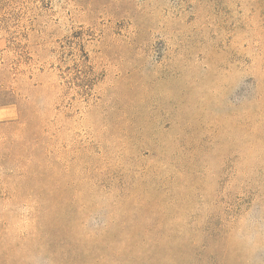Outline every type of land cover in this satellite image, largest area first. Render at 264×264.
<instances>
[{"label":"rangeland","instance_id":"374dc122","mask_svg":"<svg viewBox=\"0 0 264 264\" xmlns=\"http://www.w3.org/2000/svg\"><path fill=\"white\" fill-rule=\"evenodd\" d=\"M0 264H264V0H0Z\"/></svg>","mask_w":264,"mask_h":264}]
</instances>
